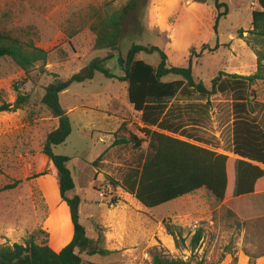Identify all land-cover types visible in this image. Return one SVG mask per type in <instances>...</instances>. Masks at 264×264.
<instances>
[{
    "label": "rangeland",
    "instance_id": "1",
    "mask_svg": "<svg viewBox=\"0 0 264 264\" xmlns=\"http://www.w3.org/2000/svg\"><path fill=\"white\" fill-rule=\"evenodd\" d=\"M138 1V8L125 18L119 51L106 62L114 74L124 75L118 58L132 44L158 46L167 54L170 67H188L192 60L196 80L209 89L220 75L224 79L257 72L256 53L263 47L249 32L258 0H219L228 5L229 14L221 20L218 33L214 31L217 10L211 0ZM126 3L0 0V32H11L51 52L45 74L40 72V64L25 73L8 58L0 61V104H13L19 93L29 98L22 110L0 114V246L24 244L32 233L46 231L44 223L54 214L48 204L61 198L53 168L42 153L47 134L57 124L41 104L44 88L53 81L52 75L67 80L93 59L107 57L108 51L94 50L95 36L84 19L91 7L116 12ZM153 5L162 10L167 28L151 25ZM75 30L80 32L71 38ZM240 30L244 31L242 37ZM138 58L154 66L159 63L157 54ZM253 89L260 105L255 116L264 129V81ZM176 101L188 103L182 98ZM210 102L206 121L189 131L198 137L199 145L233 157L232 94L221 90ZM61 103L66 110L78 108L69 113L72 134L54 151L71 158L69 169L76 188L69 196L79 195L83 201L81 223L86 226L87 219L93 227L90 231L104 235L108 209L121 208L132 218L131 232H141L139 240L132 239L135 251L130 256H115L116 264H153L152 254L160 251L192 264H241L243 254L248 264L252 260L264 264V192L220 202L207 190H200L146 208L120 186L130 171L142 165L148 152L147 142L139 147L135 140L145 136L140 132V116L129 103L127 84L97 73L90 82L73 84L61 95ZM16 182H20L16 188L6 189ZM113 200L118 203L111 205ZM198 230L203 231V240L192 252L191 240ZM104 259L96 257L100 262Z\"/></svg>",
    "mask_w": 264,
    "mask_h": 264
},
{
    "label": "trees",
    "instance_id": "2",
    "mask_svg": "<svg viewBox=\"0 0 264 264\" xmlns=\"http://www.w3.org/2000/svg\"><path fill=\"white\" fill-rule=\"evenodd\" d=\"M211 1L217 10L214 31L218 33L221 20L229 14V7L219 0ZM258 4L259 9L252 13V30L249 32L253 41L263 47L256 53L257 72L247 77L228 75L224 79L220 75L212 80L211 89L196 80L192 60L188 67H170L167 54L156 45L132 44L126 55L118 58L124 75L114 74L106 62L119 51L125 18L138 8L139 1L127 0L126 5L116 12L96 7L88 10L84 22L95 36L93 48L106 50L109 54L104 59H93L67 80L52 75L54 79L44 88L41 99L42 106L57 121L55 128L46 136L42 153L53 168L60 198L70 209L74 227L72 241L57 253L49 245L50 234L39 230L32 233L24 244L0 246V264H85L83 255H109L103 246L104 235L98 233L96 239L90 238L80 221L81 197L69 196L76 188L69 169L71 158L54 152L72 134V121L62 106L61 95L73 84L94 80L97 73L106 79L127 84L129 103L140 116V132L145 139L135 140L139 147L147 142L148 152L142 165L130 171L120 186L144 207L153 209L200 190H207L220 202L264 192V129L255 116L256 107L260 105L255 101L253 89L259 81H264V0H258ZM79 32L75 30L69 36L72 38ZM239 34L242 37L244 31L240 30ZM219 47L217 43L215 48ZM141 54L159 55L158 65L139 59ZM50 56L51 52L36 46L31 40L11 32H0V61L8 58L25 73L40 64V72L45 74ZM171 76L176 78L169 80ZM221 90L233 97V157L199 145L198 137L189 131L203 125L211 110L210 97ZM178 98L188 103L176 101ZM28 100V95L19 93L13 104L1 102L0 114L22 110L28 105ZM19 183L6 189H14ZM117 203L113 200L111 205ZM168 233L175 235L169 227ZM202 240L203 231L198 230L191 240L192 252ZM151 257L153 264H192L173 257L167 251L153 253ZM249 264L255 262L252 260Z\"/></svg>",
    "mask_w": 264,
    "mask_h": 264
},
{
    "label": "crops",
    "instance_id": "3",
    "mask_svg": "<svg viewBox=\"0 0 264 264\" xmlns=\"http://www.w3.org/2000/svg\"><path fill=\"white\" fill-rule=\"evenodd\" d=\"M65 93V92H64ZM132 107V106H131ZM78 108L67 110L68 113H71L72 110H77ZM56 150V149H55ZM55 152V151H54ZM83 202V201H82ZM53 214L46 222L44 223L45 230L50 234V247L57 253L61 252L71 241L74 235V227L71 220L70 209L66 202L62 200L56 203L48 204ZM142 208V207H141ZM110 213L108 220L106 221L104 227L106 232L104 234V249L109 251L108 256H87L83 255L85 264H116L115 256L126 257L130 256L132 251H135L133 240H139L141 238V232H131V223L132 218L128 216L129 212L121 208L108 209ZM121 212H123L121 215ZM60 213L62 216L58 218L56 215ZM56 216V218H54ZM81 221V215H80ZM86 219V231L87 235L96 239L98 237V232L93 230L90 231L92 225H88ZM90 223V222H89ZM100 256L105 258L103 262L96 260V257ZM248 258L243 254L240 259L241 264H248Z\"/></svg>",
    "mask_w": 264,
    "mask_h": 264
},
{
    "label": "clouds",
    "instance_id": "4",
    "mask_svg": "<svg viewBox=\"0 0 264 264\" xmlns=\"http://www.w3.org/2000/svg\"><path fill=\"white\" fill-rule=\"evenodd\" d=\"M161 9L158 6L153 5L150 10V19L152 26H159L162 30L167 28L165 22V16L161 14Z\"/></svg>",
    "mask_w": 264,
    "mask_h": 264
},
{
    "label": "water",
    "instance_id": "5",
    "mask_svg": "<svg viewBox=\"0 0 264 264\" xmlns=\"http://www.w3.org/2000/svg\"><path fill=\"white\" fill-rule=\"evenodd\" d=\"M11 245H13V244H11Z\"/></svg>",
    "mask_w": 264,
    "mask_h": 264
}]
</instances>
